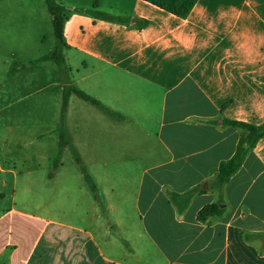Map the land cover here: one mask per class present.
<instances>
[{"label":"crops","instance_id":"obj_1","mask_svg":"<svg viewBox=\"0 0 264 264\" xmlns=\"http://www.w3.org/2000/svg\"><path fill=\"white\" fill-rule=\"evenodd\" d=\"M91 1L81 9L57 1L70 16L66 63L71 83L117 116L72 95L62 118L60 72L43 62L51 83L25 91L20 102L34 98L38 112L55 104L49 124L34 125L41 131L32 136L50 152L48 189L59 184L62 157L71 153L77 181L65 175L63 201L78 203L72 220L63 212L64 222L38 212V198L30 199L35 211L21 209L22 171L0 164L1 174L14 177L12 185L0 176V193L13 191L0 198V264H33L55 231L63 252L76 248L77 264H264V138L226 185L224 213L198 217L219 202L211 184L244 133L224 122L264 125V0H199L186 19L145 0ZM14 87L28 86L19 80ZM62 126L69 146L60 153ZM197 187L202 192L180 211L172 194Z\"/></svg>","mask_w":264,"mask_h":264},{"label":"rangeland","instance_id":"obj_2","mask_svg":"<svg viewBox=\"0 0 264 264\" xmlns=\"http://www.w3.org/2000/svg\"><path fill=\"white\" fill-rule=\"evenodd\" d=\"M57 1L75 5L79 9L89 4L92 7L95 3L91 0ZM103 4L105 7H109L112 2L103 1ZM54 42L51 16L45 0H2L0 4V164L6 170L22 171L23 175L18 185L17 199V205L21 209L35 211L30 208V199L36 200L38 198L42 202L38 212L46 209L50 212L48 216L53 221L64 222L63 212L69 219L74 218L72 211H76L74 203L76 201L78 203V200L68 201L67 207H65L61 181L67 175L72 184H75L77 179L71 177L73 172L77 173L76 163L69 151L64 153L62 159L65 169L59 177V184L52 189L46 188L43 183V175L49 168L50 152L42 149L39 144L44 139L39 142L36 135L32 136L34 131H41V129H35L36 126L33 127L34 125L49 124L52 112L55 111V104H48L49 106L42 107L38 112L37 106L33 105L34 98L28 97L20 102L24 98L25 91L26 93H33L36 88L51 83L53 75L44 77L41 74V68H44L43 62L45 61H39L38 58L49 53ZM54 64L50 63L45 68L59 70L58 66ZM19 80H22L23 87L28 86L27 90H22V93L14 87L18 86ZM62 94L63 92L61 93V108L59 106L61 112L63 108ZM75 103L81 104L78 98L75 99ZM111 144L114 146L112 142ZM105 145L110 150V140H107ZM18 159H21L22 162L20 163ZM85 159L87 163H94L92 155L85 154ZM59 162L62 161L59 160ZM0 176L13 185V175L0 173ZM28 183L32 192H25ZM6 191L9 192L5 195L0 193V198L10 196L13 192L9 189ZM69 210L71 213H68ZM89 211L92 213L91 210ZM75 222L84 221L76 220ZM86 224H89V220ZM61 236V232L55 231L47 242L48 248L43 250L44 254L39 256L40 258H35L33 264H77L79 258L75 256L76 248L63 252L65 242Z\"/></svg>","mask_w":264,"mask_h":264},{"label":"trees","instance_id":"obj_3","mask_svg":"<svg viewBox=\"0 0 264 264\" xmlns=\"http://www.w3.org/2000/svg\"><path fill=\"white\" fill-rule=\"evenodd\" d=\"M150 4L171 13L179 18L186 19L191 14L195 5L199 0H145ZM48 10L52 16V25L55 42L48 54L40 58L41 61L53 62L55 63L60 71V75L63 83V108H62V118L66 112L67 104L69 98L75 95L85 101H90L93 105L101 108L109 116L116 117L117 114L105 109L100 105V103L92 98H90L85 92L80 90L78 87L71 83V70L66 63L65 50L69 47L65 37V24L69 20V14L67 8L59 4L56 0H45ZM103 19L114 21L116 18L108 15L101 14ZM118 21L122 23H128L130 20L128 18H117ZM226 125L233 126L235 128L244 131L242 134L235 154L232 158L227 161H223L219 166L218 174L211 184V189L217 190L219 192V202L215 204L208 205L204 207L199 212V220L201 222H207L209 218L214 216H220L224 213L225 200H224V189L230 179L240 170L242 167L247 154L249 151L255 147L257 142L264 138V125L255 126L241 122L225 121ZM60 153L63 149L69 146V142L66 137L65 128L62 126L61 136L59 140ZM75 160L77 163H81L79 154L74 151ZM60 156L55 163V167L58 166ZM202 192L200 187L194 188L185 194H172L171 200L178 207L180 211H184L191 199Z\"/></svg>","mask_w":264,"mask_h":264}]
</instances>
